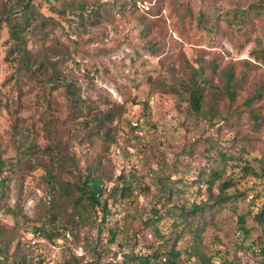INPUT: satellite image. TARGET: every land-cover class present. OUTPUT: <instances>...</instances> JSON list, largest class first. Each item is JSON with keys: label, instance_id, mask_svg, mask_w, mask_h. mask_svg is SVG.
<instances>
[{"label": "rangeland", "instance_id": "1", "mask_svg": "<svg viewBox=\"0 0 264 264\" xmlns=\"http://www.w3.org/2000/svg\"><path fill=\"white\" fill-rule=\"evenodd\" d=\"M24 8L46 22L23 34L30 72L9 26ZM240 10L245 17H235ZM201 14L215 18L211 33ZM228 64L246 74L240 101L264 92V0H0V227L9 252L32 264L73 255L126 264L124 253L152 252L157 225L172 234L169 246L178 235L180 264H205L198 250L210 264H264V225L254 220L264 206V127L224 93ZM198 70L200 112L186 94ZM46 167L69 178L67 170L93 169L110 213L66 202L75 222H51L58 196ZM213 171L232 187L210 184ZM117 186L126 194L114 195ZM195 204L206 222L174 228L177 214L194 217ZM42 227L56 237L36 232Z\"/></svg>", "mask_w": 264, "mask_h": 264}, {"label": "trees", "instance_id": "2", "mask_svg": "<svg viewBox=\"0 0 264 264\" xmlns=\"http://www.w3.org/2000/svg\"><path fill=\"white\" fill-rule=\"evenodd\" d=\"M80 8H82L80 6ZM10 10L9 12H11ZM236 14L235 17H245V11L240 10ZM15 18L12 19L9 23L10 26V32L11 37L15 39L17 42H19L24 50V54L20 57V64L21 67L26 71L30 72L31 68L33 67L32 62L30 59L26 60L27 53H29V50L27 48V42L24 38L23 34L27 30H33L35 33L38 31V29H42L45 26V20H36L35 15L32 12H28L27 8H24L22 12L14 15ZM13 16V17H14ZM204 16V14H201L199 16V21L205 23V27L207 29L208 33H211L213 31V26L215 25V18L209 17L208 19ZM42 63V62H41ZM40 63V64H41ZM199 71V70H198ZM195 71L192 73V83H190L186 88V94L188 95L189 103L192 107V109L196 112H200L203 109V106L205 104V86L202 83V78L199 79L202 74H200V71ZM244 71L236 70L234 64H228L226 68H224L223 73L221 74L223 78V89L224 93L230 99L232 103H234L235 100L240 101L238 95V89L239 85L246 80ZM75 96L74 92L70 94L71 99ZM239 96V95H238ZM239 99V100H238ZM239 104H242L244 107V113L248 115L250 118V121L252 124H258L262 127H264V92H251L246 98L240 101ZM243 113V112H242ZM242 116L239 114L238 119H241ZM225 121V118H224ZM61 162V161H60ZM63 162H66V160H62L60 170L63 172V168H65V164ZM238 166L239 164H235ZM3 167V162L0 161V169ZM47 171V178H48V184H49V190L50 192H54L56 196H58V200H53L52 205L50 208H53L52 216L53 220L51 222H55V220L67 217L66 214V206L64 205L66 202L70 203V205L75 208L78 212L81 210H90V209H96L100 208L103 212V219L106 218L108 213H110V210L108 208V202L104 199V186L102 180L99 178V176L93 175V169L90 168V171L82 177L81 174H77L74 171L67 170L68 172L65 174L71 175V178L68 176L62 177L59 176L57 173L54 172V169L52 167H46ZM65 172V171H64ZM0 196L3 193L4 190V178L0 172ZM222 179V172L213 171L212 173V180L209 181L210 184L214 183V181L220 180L219 183L220 190L222 192H225L228 188L232 187L233 185V178H227L225 180ZM116 190L113 192L118 193L117 191L121 192L122 195H125L127 192L126 186H117L115 187ZM195 211L196 213L199 212L197 215L195 213L194 217L189 219V216L192 215L188 213L181 212L177 214L178 217H181L183 219V222L176 221L174 224V228H177L180 226L181 223H183V228L187 227H193L191 225V222L194 220H198L199 222H206V219L200 218V215L202 213V210L204 209L202 205L195 204ZM159 212L156 211V214ZM171 215H175V213H171ZM162 215H159L157 217V220H160L162 218ZM165 216V215H164ZM176 216V215H175ZM69 221L75 222L73 218H69ZM254 220L258 224L264 225V206L258 209V211L254 215ZM241 222H245V218H241ZM244 231L246 233H249V229L245 226H242ZM197 228V227H196ZM36 232H44V235L48 239H52L56 237V234H53L52 232H48L45 229L42 228H36ZM153 234L155 236L154 241L152 244H150V248L152 252L147 253H139L135 252L134 250L124 253V261L126 264H180V257H181V250L177 248L178 243V235L175 238L173 242H171L170 246L168 245L169 240L172 238V234L168 235L160 230V228L157 225H153L152 227ZM112 239L115 238L116 233L114 231L111 232ZM3 235H6L5 232H3L2 227H0V264H32L28 261L27 257L24 254H16L15 252L10 253L9 249L7 248V245L4 244ZM58 236H61V234H58ZM180 236V234H179ZM38 243V242H37ZM38 245V244H37ZM196 246V245H195ZM194 246V247H195ZM261 251L264 254V246L261 248ZM197 255L201 257V260L205 264L211 263L212 257H207L203 252L198 250ZM133 262V263H132ZM65 264H80V260L77 256H72V259L65 261ZM86 264H97L96 262H89ZM226 264V263H224ZM233 264V263H228Z\"/></svg>", "mask_w": 264, "mask_h": 264}]
</instances>
